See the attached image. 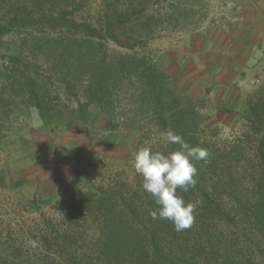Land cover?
I'll list each match as a JSON object with an SVG mask.
<instances>
[{"label": "trees", "instance_id": "obj_1", "mask_svg": "<svg viewBox=\"0 0 264 264\" xmlns=\"http://www.w3.org/2000/svg\"><path fill=\"white\" fill-rule=\"evenodd\" d=\"M149 1L102 0L90 11L83 0H0V47L15 37L4 55L8 65L0 68V120L35 108L55 132L68 130L76 119L85 124L94 110L111 121L121 119L125 133L142 132L141 140L160 138L170 127L190 145L207 149L198 111L183 105L160 63L134 50L151 34L153 15L144 14ZM108 42L127 51H110ZM39 59L51 73L46 77L33 69ZM51 75L75 106L60 104V94L50 87ZM247 106L245 119L257 133L254 167L246 169L243 179V169L231 166V159L219 168L221 160L213 158L208 173L197 169L195 187L178 189L185 201H203L190 229L177 232L170 221L152 219L150 212L158 206L142 186L75 190V211L85 199L102 217L94 227L97 234L90 235L75 227L61 232L47 221L55 248L70 251L65 264H264V88ZM133 116L148 121L138 126ZM240 142L229 145L241 153ZM176 147L167 144L166 151ZM223 150L219 155L224 156ZM223 197L234 198L236 210ZM221 220L232 226L238 221L247 233H225ZM83 246L85 252H77ZM2 249L0 264H19Z\"/></svg>", "mask_w": 264, "mask_h": 264}, {"label": "rangeland", "instance_id": "obj_2", "mask_svg": "<svg viewBox=\"0 0 264 264\" xmlns=\"http://www.w3.org/2000/svg\"><path fill=\"white\" fill-rule=\"evenodd\" d=\"M83 1L90 11L102 3ZM144 14L153 15L151 34L134 50L160 63L170 74L174 90L182 95L183 105L200 114L196 122H202L201 139L209 144L210 155L207 161L192 163L208 173L207 164L213 158L221 160L219 168L231 159V166L243 169V179L254 167L257 138L245 119L247 101L264 88V0H150ZM14 38H7L0 47L2 70L8 65L4 55ZM108 49L127 51L113 42H108ZM46 68L42 59L33 66L45 77L51 74ZM49 82L60 94V104L75 106L54 76ZM216 99H227L230 108L237 110L231 125L217 121L220 112L212 103ZM91 111L85 124L76 119L68 130L55 132L42 123L35 108L0 120V248L19 264H65L63 259L70 251L65 246L55 248L57 242L47 221L61 232L75 227L90 235L97 234L94 227L102 217L94 203L88 205L85 199L80 202L82 209L75 211L72 193L96 186L122 185L126 191L142 186V177L133 168L134 152L143 147L167 150L162 139L151 135L152 140H141L142 132L122 130L121 119L111 121L104 113ZM133 119L139 120L138 126L148 121ZM234 140L243 141L241 153L229 145ZM223 148L226 157L219 155ZM222 201L236 210L234 198L223 197ZM221 221L225 233H247L238 221L235 226ZM82 248L77 252L87 247Z\"/></svg>", "mask_w": 264, "mask_h": 264}, {"label": "clouds", "instance_id": "obj_3", "mask_svg": "<svg viewBox=\"0 0 264 264\" xmlns=\"http://www.w3.org/2000/svg\"><path fill=\"white\" fill-rule=\"evenodd\" d=\"M160 139L178 147L166 153L140 148L133 154V168L142 177L143 190L158 206L150 212L151 218L168 220L181 232L193 226L196 209L203 201H185L178 189L195 187L197 168L192 161H207L210 154L203 147L190 145L170 127L160 133Z\"/></svg>", "mask_w": 264, "mask_h": 264}, {"label": "crops", "instance_id": "obj_4", "mask_svg": "<svg viewBox=\"0 0 264 264\" xmlns=\"http://www.w3.org/2000/svg\"><path fill=\"white\" fill-rule=\"evenodd\" d=\"M194 78H196L198 80L200 79V77H198V76H194ZM198 84L200 86L205 85L203 82H198ZM190 96L193 97V95H190ZM212 103L214 105V108L217 110V112H220L217 114V118H216L217 121L220 122L222 125H226V126L231 125L233 123V121L235 120L236 116L233 113L223 112V110L221 109L222 107L230 108V102H228L227 99L222 100V101L221 100L218 101V99H216V101L214 100V101H212Z\"/></svg>", "mask_w": 264, "mask_h": 264}]
</instances>
